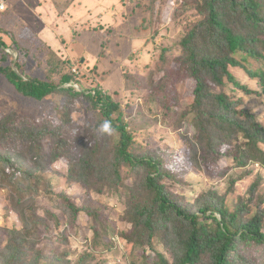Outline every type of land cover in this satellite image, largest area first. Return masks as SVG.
Wrapping results in <instances>:
<instances>
[{
  "label": "trees",
  "instance_id": "1",
  "mask_svg": "<svg viewBox=\"0 0 264 264\" xmlns=\"http://www.w3.org/2000/svg\"><path fill=\"white\" fill-rule=\"evenodd\" d=\"M178 1L175 17L188 27L172 60L167 49L161 53L148 101L163 108V122L179 134L182 150L159 147L151 140L154 135L138 137L135 132L148 123L138 121L137 113L100 85L87 87L84 73L72 72L74 60L59 57L48 47L58 60L51 55L46 78L35 77L25 70L30 50L13 33L11 44L0 37V74L19 94L37 101L65 95L70 103L79 100L89 105L96 116L92 125L75 130L67 104L36 117L16 110L0 114V188L14 195L12 209L17 213L12 225L3 227L5 234L0 232V264H72L66 255L39 248L58 240L67 243V233L59 236L57 231L63 226V231L71 227L76 234L83 226L89 229V245L101 255L119 256L118 240H109L113 234L126 245H147L156 253L154 257L146 253L131 264H264V258L257 255L264 250V196L259 195L255 213L252 198L240 200L231 209L226 198L237 178L226 193L212 188L193 199L188 195L193 189L187 178L190 169L222 177L227 169H218L227 159L238 168L264 165V123L243 106V98L227 90L231 85L232 90L264 94V69L251 67L252 60H264V0ZM152 2L156 5L160 0ZM7 48L18 50L19 55L15 57ZM8 59L10 63L4 65ZM61 63L66 69L60 68ZM233 68L246 71L261 89L242 83ZM187 80L194 83L192 100L181 110L178 87ZM70 83L81 89L72 84L66 87ZM105 122L110 131L102 130ZM51 159L67 161L63 174L70 184L82 186L79 198L93 194L113 201L110 208L119 212L125 227L112 234L108 213L102 212L108 205L79 203L77 196L58 191L57 177L43 172L52 166ZM257 186L259 182L252 186L254 195ZM47 231L52 232L51 239ZM157 243L167 253L155 247ZM93 252H86L75 264L97 261ZM100 260L109 262L107 257Z\"/></svg>",
  "mask_w": 264,
  "mask_h": 264
},
{
  "label": "rangeland",
  "instance_id": "2",
  "mask_svg": "<svg viewBox=\"0 0 264 264\" xmlns=\"http://www.w3.org/2000/svg\"><path fill=\"white\" fill-rule=\"evenodd\" d=\"M11 1L15 2L13 7L0 15V22L6 24L9 22L12 24V22L21 23L25 21L29 27L31 31L30 37L28 36L29 33H26L27 30H17L16 35H22V38L19 39V41L21 40V45L30 50V55L26 58L25 70L27 73L42 79L46 78V67L51 65H49L48 60L51 55L55 57V60H58L54 54L56 51L59 57L61 55L69 58L72 57V60H74V62L72 61L73 66L77 65L80 72L84 73L82 80L87 87L100 85L106 92H109L117 101L125 106L127 110L132 109L133 114L137 113L135 117L138 121L143 122L144 120L148 123L146 124V128L139 129L135 132L138 137L143 138L148 134L154 135L151 140L158 143L156 145H159V147L170 146L175 150L184 149V144L176 130L164 124L162 118V114L164 113L163 108L148 101L151 97L149 85L154 73L160 68V66L158 67L156 65L161 53L167 49L166 54L172 60L180 51L179 40L188 27L182 18L175 17L178 9V0H160L156 5L152 0H113L119 9L122 8L124 11L121 13V17H115V20L112 22H110L112 17H109L108 12L111 0H104V2L103 0H79L74 10L78 17L81 16L82 18L85 15L87 16L84 19L82 18L83 21L81 24L76 23L77 16L70 18L72 19L71 21H66L61 19L63 15L59 16L55 13L54 17L51 18V13L48 14L47 11L48 7L47 9L44 8L42 12L40 11L42 14L40 16V12L37 13L35 8L40 9L38 3L43 0H23L27 4L29 2L31 3L30 8L24 6L22 2L18 3L19 0ZM110 7L115 6L112 5ZM45 12L48 15H45ZM35 16L39 18H33ZM47 17L51 20L54 18L58 19V21L54 20L50 22L46 34L44 32H36L39 36L42 35V38L38 40L34 35V30L37 27L43 28L46 26L48 22ZM28 22L30 24L33 23V26L29 25ZM64 22L66 24H73L71 25L72 28H70L71 33L73 30H76V32L79 31L80 33L75 37L69 36L66 32L67 30L60 28V23ZM56 28L59 30H54ZM11 41L8 40V43L11 44ZM48 47L52 48L54 53L50 52ZM7 51L15 57L19 55L18 50L14 48H7ZM37 53L38 59H34ZM9 63L10 60L8 59L4 62V65ZM63 64H60V68L66 69L62 67ZM251 67L264 69V60L263 62L258 59L252 60ZM232 72L236 74L242 83L249 85L251 88L261 89L258 81L252 79L243 69L233 68ZM71 84H67L66 87ZM72 85L77 89L80 87L77 84ZM193 86L194 83L191 80H187L183 83V86L178 87L180 89L178 91V99L181 110L190 104ZM232 89L233 86L231 85L227 88L231 95L243 98V106L251 109L260 118L261 122L264 123V94H248L238 89ZM63 104H67L72 111L73 119L76 121L72 127L75 130L77 126H82L85 129L84 127L90 124L92 125L94 122L96 116L91 112L89 105L85 103L81 104L79 100L70 103L67 96L60 94L50 95L43 101L26 98L15 90L14 85L3 74H0V114L16 110L26 116L32 115L36 117L55 113L56 107L62 106ZM127 119L130 120L132 117L129 116ZM189 131L192 130L189 129ZM61 160L54 161L51 159L52 166H48L43 172L49 174V176L53 175L57 177L60 182L58 191L64 190L79 198L78 194H81V189L83 188L76 183L70 184V182H67L65 177L66 173L63 174L66 172L67 161L65 159ZM233 164L231 159L221 162L218 170L225 171L227 169V171L224 172V176H217L215 178L207 176L201 170L190 169L187 178L190 180L193 190L188 192L189 197L191 199L196 198L199 193L212 188L218 190L220 193H226L230 189L233 179L237 178L233 190L226 198V203L233 209L240 200L247 202L252 198L250 202L254 207L252 212L255 213L259 208L257 202L260 199L259 195L264 196V165L252 163L247 167L238 168L234 167ZM257 182H259V186H257L258 191L254 195L251 193V190L252 186L255 183L257 184ZM85 200L87 202L91 201L94 206L100 208H103L104 204L109 206V209H104L102 212L104 215L108 213L106 219H109L112 223V234L125 227L124 222L118 216L119 212H116L114 209L113 211L110 208L113 206V201L107 200L104 196L93 194L86 196L85 199L79 198L77 201L84 203ZM14 203V195H12L10 190L2 189L1 187L0 232L2 234H5V230H2L3 227L11 226L16 219L17 213L12 209ZM116 209L120 211L119 207H116ZM261 210L264 213V201L261 204ZM38 213L45 215V212L42 210ZM50 225L51 229L55 230L53 221H50ZM63 227L58 228V235L63 236L64 233H67V243L58 240L51 242L49 246L44 244L39 245V248H44L49 253H57L58 256L66 255L72 264H75L79 257L93 252L92 245H89L91 242L89 239L91 231L89 229L83 226L81 232L76 234L72 232L71 227H68L65 231H63ZM98 228L100 229V226ZM47 235L49 238L52 232H48ZM115 238L121 247L119 256L117 257L113 252H105L104 255H101L99 251H94L95 258H98V260L91 262V264H103L100 260L103 257L109 259L107 264H131L132 261H141L142 256H145L146 253H151L153 257L156 255L151 247L147 245L144 248H136L132 244L126 245L125 241H120V237L116 234H113L111 238L109 237V240L115 241ZM103 239L104 241L108 240L105 236H103ZM155 247L167 253L163 249L162 243H157ZM257 255L264 258V250L260 249ZM156 261L158 259H155L153 262Z\"/></svg>",
  "mask_w": 264,
  "mask_h": 264
},
{
  "label": "crops",
  "instance_id": "3",
  "mask_svg": "<svg viewBox=\"0 0 264 264\" xmlns=\"http://www.w3.org/2000/svg\"><path fill=\"white\" fill-rule=\"evenodd\" d=\"M5 1V3H6V5H7V9H5L4 10V12L3 11H0V15L1 14H4L5 12H6V10L8 11L10 8H12L13 7V5H14V3L15 2H13V1H11V0H4ZM38 1H40V0H38ZM19 2H22L23 3V5L24 6H28V8H30L31 7V3L29 2L28 4L27 3H25L23 0H19L18 1V3ZM103 2H104V0H103ZM102 2V3H103ZM76 3H79V0H43V1H40L39 3H38V7L40 8V9H36L35 8V10L37 11V13H39L40 11L42 12V10H44V8H46L47 9V7H48V9H47V11H48V14H50V16H51V18H53L54 17V14L56 13V14H58L59 16H61V15H63V16H65V17H63L62 16V20H66V21H71L72 19H70V18H75V16H77V14H76V11L74 10V8H75V5H76ZM54 4H55V7H54ZM37 5V4H36ZM48 5V6H47ZM112 5H114L115 7H110V6H112ZM110 6H109V9H108V12H109V17L111 18L112 17V19H111V21L110 22H112L113 20H115V17L117 18V16H119V17H121L122 16V14L121 13H123V11L124 10H122V8H118L116 5H115V3H114V1L113 0H111V4H110ZM119 7H123V6H119ZM53 10H55V11H53ZM41 12L39 13V15L41 16L42 14H41ZM47 14V12H45V15H48ZM34 15V14H33ZM79 15V14H78ZM87 16L85 15L84 17H82L83 19L84 18H86ZM33 18H39V17H33ZM81 18V16H77V22L76 23H82V21H83V19ZM54 20H57L58 21V19H53V20H51V19H49V17H47V25L46 26H44L43 28H41V27H37V28H35V30H34V35L38 38V40H40L41 38H42V35H38L37 33L38 32H44V34H46V31L49 29V26H50V22H53ZM109 22V23H110ZM29 23V22H28ZM36 23V22H35ZM61 24V27L60 28H62L63 30H67L66 32H67V34L69 35V36H73V37H75L77 34H79L80 32L79 31H77L76 32V30H73V32L71 33V29L70 28H72L71 27V25H73V24H70V23H68V24H66V22H64V23H60ZM29 25H31V26H33V23H29ZM17 30L18 31H25V30H27V34L29 33V37H30V34H31V31L29 30V27L27 26V24L25 23V21H23V22H21V23H18V22H12V24L11 23H1L0 22V37L1 36H3L4 37V39L8 42V40H12L11 39V37H10V34L11 33H13L15 36L17 35ZM54 30H56V31H58L59 29L58 28H56V29H54ZM55 31V32H56ZM37 32V33H36ZM51 34V33H50ZM33 35V34H32ZM52 35V34H51ZM19 39L20 38H22V35H18L17 36ZM24 37V36H23ZM25 38V37H24ZM54 38H56V37H54ZM58 38V37H57ZM19 39H18V41H19ZM56 40V39H55ZM43 42V41H42ZM19 43L21 44V40L19 41ZM69 58V57H68ZM70 59H72V57H70Z\"/></svg>",
  "mask_w": 264,
  "mask_h": 264
},
{
  "label": "built area",
  "instance_id": "4",
  "mask_svg": "<svg viewBox=\"0 0 264 264\" xmlns=\"http://www.w3.org/2000/svg\"><path fill=\"white\" fill-rule=\"evenodd\" d=\"M7 8V5L5 3L4 0H0V11H4L5 9ZM79 68L77 67V65H74L73 66V73L75 74H79L80 73V69L78 70Z\"/></svg>",
  "mask_w": 264,
  "mask_h": 264
},
{
  "label": "clouds",
  "instance_id": "5",
  "mask_svg": "<svg viewBox=\"0 0 264 264\" xmlns=\"http://www.w3.org/2000/svg\"><path fill=\"white\" fill-rule=\"evenodd\" d=\"M102 130L110 131V125L107 122H105L104 125H102Z\"/></svg>",
  "mask_w": 264,
  "mask_h": 264
}]
</instances>
